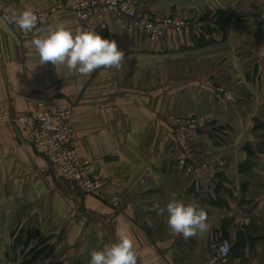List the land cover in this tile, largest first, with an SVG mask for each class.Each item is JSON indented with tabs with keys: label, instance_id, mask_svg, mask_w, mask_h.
<instances>
[{
	"label": "crops",
	"instance_id": "0c3cea01",
	"mask_svg": "<svg viewBox=\"0 0 264 264\" xmlns=\"http://www.w3.org/2000/svg\"><path fill=\"white\" fill-rule=\"evenodd\" d=\"M59 1L81 0H0V18L51 12ZM136 2L157 22L183 27L152 41L105 12L107 38L126 60L90 76L39 65L33 33L0 20V264H89L91 251L114 243L118 230L134 238L137 264H210L216 247L234 246L240 231L252 244L226 264H264V0ZM216 14L228 27L197 48L193 34ZM58 22L83 29L61 8L39 28ZM221 86L233 91L230 100L216 96ZM49 100L74 108L77 152L103 183L99 194L71 188L14 123L1 120ZM171 115L197 122L173 125ZM172 199L203 206L209 230L187 240L171 235L167 213L154 206Z\"/></svg>",
	"mask_w": 264,
	"mask_h": 264
},
{
	"label": "built area",
	"instance_id": "2783aa9c",
	"mask_svg": "<svg viewBox=\"0 0 264 264\" xmlns=\"http://www.w3.org/2000/svg\"><path fill=\"white\" fill-rule=\"evenodd\" d=\"M59 8L63 4L59 1ZM85 30H95L102 38L108 39L109 25L104 21L105 12L114 13L119 19L126 20L122 29H143L152 41L164 37L171 27H183L179 22L166 19L157 22L149 14L137 9L135 0H84L71 10ZM41 22L47 20L46 13H36ZM74 108L59 100L42 101L36 110L24 116H11L8 112L1 115V120L14 123L20 139L43 154L50 165L57 168L59 177L71 188L86 194H99L103 183L92 178L90 163L83 160L77 152L78 136L73 127ZM175 125L184 123L172 119ZM232 244L222 242L215 249L210 264H226L232 256Z\"/></svg>",
	"mask_w": 264,
	"mask_h": 264
},
{
	"label": "clouds",
	"instance_id": "9594fccd",
	"mask_svg": "<svg viewBox=\"0 0 264 264\" xmlns=\"http://www.w3.org/2000/svg\"><path fill=\"white\" fill-rule=\"evenodd\" d=\"M16 25L22 32L33 33L31 41L39 56V65L51 62L56 68L65 66L70 72L90 76L97 70L121 69L125 53L115 40L102 38L95 30L73 32L63 22L37 28L40 18L31 9L12 12L0 18ZM157 215L167 213L170 234L189 239L206 233L210 225L206 209L196 201L172 199L164 207L155 205ZM89 264H137L136 242L130 233L118 230L116 241L102 250L93 249Z\"/></svg>",
	"mask_w": 264,
	"mask_h": 264
},
{
	"label": "trees",
	"instance_id": "16d2710c",
	"mask_svg": "<svg viewBox=\"0 0 264 264\" xmlns=\"http://www.w3.org/2000/svg\"><path fill=\"white\" fill-rule=\"evenodd\" d=\"M229 25V20L219 14H216L214 18L212 19V23L205 27V28H199L200 30L196 31L194 33V42L197 48H202L206 46H212V44L215 43V40L213 39V33L216 31H225L226 28ZM249 159L248 161L244 164L243 167L246 168H251L254 164L250 163V160L252 159L254 153L251 151V149L248 147L246 148ZM220 187V186H218ZM251 234H246V231H240L237 234L236 242L234 246H232V257H237L241 258L244 256V251L245 249L252 244V238L250 237ZM22 236H18L16 241H15V246H18L21 242ZM31 261H25L23 264H31Z\"/></svg>",
	"mask_w": 264,
	"mask_h": 264
},
{
	"label": "rangeland",
	"instance_id": "374dc122",
	"mask_svg": "<svg viewBox=\"0 0 264 264\" xmlns=\"http://www.w3.org/2000/svg\"><path fill=\"white\" fill-rule=\"evenodd\" d=\"M82 1H84V0H81L80 2H82ZM136 1V0H135ZM80 2H76V3H73V4H71V5H69V4H66L65 2H61L62 4H63V6H62V8L61 9H68L70 12H72L71 10H72V7L74 6V5H76L77 3H80ZM59 4V3H58ZM57 4V8L60 10V8H59V5ZM136 4H137V2H136ZM58 9H53L51 12H43V11H38V12H36V13H46L47 14V20L49 19V17L51 16V15H53V13H55ZM137 9H138V11H140V9H139V7H138V5H137ZM73 13V12H72ZM111 13V12H110ZM112 14H114V13H112ZM146 14H149V13H146ZM75 15V14H74ZM115 15V14H114ZM151 17H153L151 14H149ZM116 16V15H115ZM117 17V16H116ZM118 18V17H117ZM119 19V18H118ZM153 19L155 20V21H157L154 17H153ZM46 20V21H47ZM119 20H121L123 23L126 21V20H124V19H119ZM45 21V22H46ZM104 21L106 22V20L104 19ZM107 23V22H106ZM108 24V23H107ZM109 25V24H108ZM122 27V26H121ZM109 37V36H108ZM202 49V48H201ZM216 96L219 98L220 97V99H223V100H230L233 96H234V94H233V91L232 90H228V88L226 89V88H222V86L221 87H218L217 88V91H216ZM248 101H250V99L249 98H244L243 99V103H248ZM242 103V104H243ZM245 104V105H246ZM244 105V104H243ZM173 118H175V119H179V120H182L184 123H182V124H180V125H177V126H181V125H193V124H195L196 122H197V118L196 117H191V118H185V117H178V116H176V115H171L170 117H169V120H170V123H172L173 125H175L173 122H172V119ZM261 125L260 123H258L257 122V124H256V127H257V125ZM100 181V180H99ZM101 182V181H100Z\"/></svg>",
	"mask_w": 264,
	"mask_h": 264
}]
</instances>
